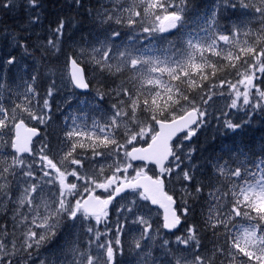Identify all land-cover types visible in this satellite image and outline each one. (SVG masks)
<instances>
[{
    "label": "snow or ice",
    "instance_id": "obj_1",
    "mask_svg": "<svg viewBox=\"0 0 264 264\" xmlns=\"http://www.w3.org/2000/svg\"><path fill=\"white\" fill-rule=\"evenodd\" d=\"M69 7L83 8V0H72ZM190 7V0H127L112 10L95 14L86 10L100 25L114 23L133 31L138 25L147 34L145 39H160L166 47L121 49L114 44L121 33L113 29L103 39L65 51L71 17L61 16L45 25L42 0H0V11L15 12L18 18L11 31L7 25L0 28L5 41L11 37L0 57V209L6 213L11 204L13 221L11 230L0 224V264H29L33 254L63 228L69 235L80 228L88 240L83 249L73 241L71 259L65 257L59 264H121V237L129 219L139 226L133 241L139 264H158L152 255L157 240L167 258L164 264H264V149L257 154L248 148L225 147L198 165L193 146V137L208 124L205 105L225 94L213 90L216 84H208L205 91V82L225 68L233 69L237 78L234 82L221 79L218 86L223 89L226 84L230 89L233 98L228 107L244 112L235 121L222 120L225 134L242 130L256 110L264 112V89L256 83L264 77V0L252 7L259 27L253 30L241 22L232 26L230 35L219 30L220 6L199 16L189 30ZM174 31L180 46L163 35ZM16 52L21 53L19 58ZM37 53L44 61L63 57L66 87L89 89L87 65L91 64L112 76L130 71L131 88L121 81L110 90L115 102L104 124L94 121L89 129L77 123L78 117H69L72 127L57 145L50 146L30 123L45 125L51 120L52 98L60 89L52 80L43 96L38 91V69L22 63L29 56L37 60ZM206 53L218 59L214 62ZM48 71L55 75V68ZM13 73H18L23 91H13L9 83V79L15 82ZM197 89L202 93L200 103L191 96ZM5 93L11 106H5ZM98 95L102 100L104 93ZM36 137L40 139L34 144ZM85 155L90 161L99 157L111 163L85 168ZM137 161L139 166L134 165ZM149 165L155 167V175L149 174ZM169 180L182 185L178 196L168 189ZM201 200L204 228L214 236L223 233L224 245L203 249L201 229L188 223ZM153 205L163 209L162 222L155 228ZM113 212L116 220L109 229ZM237 218L245 222L239 228ZM102 223L104 232L97 227ZM181 224H186L185 234L176 235L175 244L182 247L173 251L161 232L175 235Z\"/></svg>",
    "mask_w": 264,
    "mask_h": 264
},
{
    "label": "trees",
    "instance_id": "obj_2",
    "mask_svg": "<svg viewBox=\"0 0 264 264\" xmlns=\"http://www.w3.org/2000/svg\"><path fill=\"white\" fill-rule=\"evenodd\" d=\"M66 1L69 2L71 1L69 4L72 3V0H42V4H43L42 12L44 16L45 25H48L49 22H55V20L61 16L65 18L71 17V24L66 27V36H65V45H64L65 51H75L79 47V45L83 44L85 41L89 43H94L97 37L103 39V35L105 33L111 32L106 30L109 29L111 25H100L94 19V15H89L86 10H90L93 14H95L99 11L103 12L105 9L112 10V7L115 8L120 4L109 5V4H113L110 2V0H85V1L83 0L84 7L80 9H76L73 7H69V4L67 6ZM119 1L127 2V0H119ZM242 3L243 0H190L191 7L186 12V19L188 20L189 25L192 28H194L195 23L199 16H203L204 13H206L207 11H211L214 7L220 6V11L218 13V22L220 25V29H222L224 33L230 34L231 32L229 30L232 28V26L235 24H239L241 22L249 24L253 30H256L259 27V20L257 14L254 13L252 10L253 5L248 4L249 7L244 8L241 7ZM54 4H59V6L56 7ZM230 4H235L236 7L232 8L227 6ZM14 13L15 12L0 11V22H2L0 23V28L7 25L8 31H11L12 28L16 26L18 18H17V14ZM19 20L22 21L23 18L20 17ZM115 28H116L115 30L120 31L121 35L123 34V31L120 29L121 25H118ZM38 29L40 31L39 33L43 35L42 30L40 28ZM164 36H167L168 39L175 40L177 46H180V42H179L180 40L178 38L177 33L173 32L169 35H164ZM82 37L83 39H81ZM143 41H146V39ZM154 42H156V45L160 47H166V44L160 39H155ZM36 55H37V60L34 61L32 57L31 58L25 57L22 63L28 66L35 65V67L38 69L39 76L37 80V89L43 96V94L51 84L52 80H55L57 85L58 76L61 75L62 69H64L63 72L65 71L64 61H63V57H61L59 61H57L53 57H50L46 61L39 60L38 59L39 54L37 53ZM206 55H208L214 62L218 59L217 57L212 56L211 53H207ZM19 57L20 56H18V58ZM49 68H55L56 70L55 75L49 73L48 71ZM13 75L16 77L15 82L12 79V83H10L13 91H17L18 89L23 91V85L19 84L18 73H13ZM131 75L132 73L130 71H125L119 76H112L109 75L107 72L100 71L95 67V74L93 78H90V83L92 85L93 83L98 84L100 87L96 89L99 91L101 90L102 93H106L107 91L106 89L102 88L103 86L115 85V84L118 85L121 83V81H123L126 84V86L131 88L129 86L131 85L129 79ZM236 78L237 77L235 76L233 69L225 68L224 71L218 72L215 78L205 82L206 85L205 91H207L208 84H216L217 87L213 90L217 92V89L219 88L218 86L219 81L221 79H227L234 82ZM199 94L202 93L200 92V89H197L191 93V96L195 97L198 101H200L198 96ZM8 96L9 94L7 96H4L5 106H11L9 99H7ZM220 96L222 95H219V97L218 95L214 96L213 99L209 101L207 105H205V107L208 108V112H209L208 124L201 129V131L197 134L196 137H193V142H194L193 146L198 148L196 153V162L198 165H203L207 160L211 159L214 156L219 155L221 153V149L225 147L236 146L240 148L241 147L248 148V149H252L257 154L261 153L262 149H264V112H261L260 110H256L255 114L252 115L251 120L245 125V127L242 130H240L238 133L235 134L231 132L225 134L222 128V120L225 118H231L235 121L237 119L244 117V112L243 111L238 112L235 109H230L228 107L229 105L223 102L222 97L220 98ZM76 97L77 98L73 100H65L67 97L61 96L58 91L54 93L52 98L53 107H52V112L50 114L51 120L47 123L48 128L44 130V132L46 131L52 132L53 128L60 125V129L62 130V133L60 135H62L65 131L64 124L66 123V121L69 122L70 120L68 119L69 117L72 116L81 117L83 115V110L88 105V102L86 103L82 102L80 100V97L78 96ZM58 98H61L63 102L62 103L58 102ZM12 99L19 102V100L15 99L14 97H12ZM69 102L70 104H68ZM84 103L86 105H83ZM91 103L96 107L101 106V103L99 104L95 102L94 103L91 102ZM56 105L58 106V108ZM223 113H227V117L222 115ZM54 136H57V134L54 133ZM55 139L56 140L53 142V144H51L52 146L56 145L57 141L59 142L61 138L57 137ZM89 163L90 160L87 158V155H85V165L88 166ZM148 169L149 172H153L152 168H148ZM204 170L208 171V169H204ZM173 175H175V173ZM167 186L168 189H174L177 196L180 194V189L182 187L180 183L174 180H169L167 181ZM202 206H203V200L197 202L194 206L195 214L190 215L188 220V223H194L201 229L202 248L211 249L213 248L214 245H224L226 237L223 233H219L214 236L210 230L204 228L203 220L201 216V212L203 210ZM112 214H113L111 218L112 221L107 226L109 229L112 228L116 220V214L114 212ZM156 221L161 222V218L159 215L155 217L154 223ZM128 222L126 224H128ZM244 223L245 222L243 220L237 218L236 221L237 228H239ZM0 224L8 225L9 229L11 230L13 225L12 218L6 216L5 214L1 215L0 212ZM185 227L186 224H183L182 227L175 233V235L166 234L164 233V231L161 232L163 234V237L167 238L171 242L169 244V247L170 248L172 247L173 251H175V249L179 246L178 245L176 246V244L171 239L176 235H184L185 233L183 229ZM98 228L101 232H104L106 229L103 226H98ZM232 230L235 231L236 229H232ZM19 234H20V230H17L16 236L18 238L17 240L18 243L20 238ZM103 238L104 237H101V239ZM87 240H88V235L82 229L77 228L73 231L71 235H69L67 229L63 228L57 233L56 237L51 242L47 243L46 246L41 247L38 253L33 254L32 260L29 262V264H40L41 259L45 261V264H54V262L55 264H59V262L63 260L65 257L67 259H70L71 257L70 248L73 241L78 242L81 249H83ZM133 241H134L133 238L130 237L128 238V246L127 248L126 247L124 248L123 255L118 258L121 261V264H130L133 255L137 254L138 250L134 248ZM124 242L125 241H123V243ZM159 243H160L159 241H156V243L153 245V249H152L153 256L159 250H161L164 253V250L159 247ZM163 253H162V258L164 262L167 258L164 257ZM130 256L132 257L130 258ZM220 259H223V257H221Z\"/></svg>",
    "mask_w": 264,
    "mask_h": 264
},
{
    "label": "rangeland",
    "instance_id": "obj_3",
    "mask_svg": "<svg viewBox=\"0 0 264 264\" xmlns=\"http://www.w3.org/2000/svg\"><path fill=\"white\" fill-rule=\"evenodd\" d=\"M110 2L113 3V4H109V5H117V4H120L121 5V4H125L126 3V1H119V0H110ZM175 2L176 3H179L178 0H175ZM243 3L244 4H252V5H255V4H258L259 3V0H243ZM54 5L56 7L59 6V4H54ZM112 9H114V8L112 7ZM207 12H210V11H207ZM257 16H258V14H257ZM257 16H255V17H257ZM110 25H111V27L109 29H106V30L112 31L113 29H116L115 27L118 26V25H116L114 23L113 24H110ZM120 29L123 31V34L120 36V38H118V39H116L114 41V44L117 47L121 48V49L124 46H135V47H138V48H140V47H149V48L156 47V48H160V46L156 45V42H154L155 39H151V42H149V40L143 41V40H145V39H143V37H145L147 34L140 32L138 25L136 26V30L135 31H133L132 28H129V27L123 26V25H121V28ZM191 29H192V27L189 25V30H191ZM219 30L220 31H223L222 29H219ZM36 31L37 32H40L38 28L36 29ZM137 33H140V35H139V37H137V42L136 43H133V42H135V39L133 37L136 36ZM224 34H226V33H224ZM158 35H160V34H158ZM33 39H35V37H33ZM240 39L243 40L244 37L241 36ZM10 40H11V37L8 38V41H5L4 40V37L2 35H0V57L4 55L3 49L5 48V44L6 43H10ZM220 45L222 47H227V46L223 45V42L222 41L220 42ZM11 50L13 51V49H8V51H11ZM16 54H18L17 56H20L21 55L20 52H17ZM28 58H31V56H29ZM63 70L64 69H62V71H61V75L58 76L57 87L60 89L58 92H59V94L61 96L67 97L65 100H73L76 97H74L71 88L70 87H66L65 84L62 82V80L65 79V71L63 72ZM87 72H88L89 78H93L94 77V74H95V66L94 65H91V64H88L87 65ZM258 76H259V74H258ZM261 80H264V77H261L260 79H258L256 81V83L262 89H264V83H261ZM9 83H12V79H9ZM93 84H94V86H97V87L99 86V85H97L95 83H93ZM129 86L131 87V85H129ZM241 90H243V89H241ZM17 91H22V90H19L18 89ZM98 91L99 90H97L96 88H94V90H93V92H92L91 95H89L88 97H85V98L80 99L82 102H88V105L83 110V115L81 117H78L79 119L77 120V123L80 124L82 127L85 126V125H87V128L90 129V128H92V125H93V122L94 121L95 122L102 121V124H103V123L106 122L108 116L111 115V111H112L111 105L113 104V102H115L114 96L113 97L111 96V101H112V103H111L109 101V94H108V92H106V93H104V97H103V99L101 101L100 97L98 98V96H99L98 95ZM219 92H224L225 93L224 95L220 96V98L222 97V101L225 102V103H227L229 105L231 103V100H232L233 97L228 94L230 92V89H228L227 85L225 84V86H224L223 89H221L219 87L217 89V93H219ZM7 95H8V93H5L4 94V96H7ZM12 97H14L15 99L19 100V98L16 97V96H12ZM218 97H219V95H218ZM92 100H94V102L97 103V104L101 103V106H99V107L94 106L91 103V102H93ZM109 102H110V104H109ZM197 102L200 103L201 101H198L197 100ZM83 105H86V104H83ZM107 114H109V115H107ZM32 123L37 124L35 121L31 122L30 124H32ZM40 126H43L45 129L48 128V125L47 124L40 125ZM64 126H65V130L68 129V128H71L72 127L71 120H69V122H66L64 124ZM62 137H63V134H62ZM129 147H131V146H129ZM4 151H7V150H4ZM2 154H3V152L0 151V155H2ZM121 155H122V153H121ZM91 162L94 163L93 166H98V164L111 163V160H107L106 161L105 159L98 157V158H96V160L90 161V163ZM135 166H139V165H135ZM87 168H90V167H87ZM129 174L130 175L132 174V170L131 169L129 170ZM15 195H16V190H15V181H14L13 182V196L15 197ZM8 208H9V210L6 213L4 212L3 209H0V212H1V214H5L6 216H8V217L11 218L12 217V211H11L12 205L9 204ZM156 216H157L156 215V211H153V213H152V220H153V227L154 228L157 226V222H158V221H156L154 223ZM111 221H112V219H111V213H110V216H109V224L111 223ZM161 222H162V220H161ZM91 223L94 224V221H92ZM98 226H103L104 228H106V226L103 223L100 224V225H98ZM67 232H68V230H67ZM138 235H139V226L138 225H135V224H132L131 223V219H129L128 224L125 225L124 235L121 237L122 243H123V241H125L123 243L124 248L125 247L127 248V246H128V238L129 237L135 239L136 237H138ZM161 235L163 236L162 233H161ZM174 238H176V236L175 237H172L171 240H173V242L175 243V239ZM157 241H159V240H157ZM179 247H182V246H179ZM162 253L163 252L161 250H159L153 256L154 258H156L158 260V264H164L163 258H162ZM70 259H71V257H70ZM130 264H139V257H138L137 254L136 255H133V258H132V261L130 262Z\"/></svg>",
    "mask_w": 264,
    "mask_h": 264
},
{
    "label": "bare ground",
    "instance_id": "obj_4",
    "mask_svg": "<svg viewBox=\"0 0 264 264\" xmlns=\"http://www.w3.org/2000/svg\"><path fill=\"white\" fill-rule=\"evenodd\" d=\"M85 1V0H84ZM71 2V1H70ZM69 1H66V5L68 6V4L70 3ZM89 2V1H88ZM86 4H88V3H86ZM100 12V11H99ZM222 12V11H221ZM98 13V12H97ZM15 14V13H14ZM221 15V14H220ZM224 15V14H223ZM222 18V17H221ZM12 51V50H11ZM18 55V54H17ZM2 57V56H1ZM90 75V74H89ZM234 78V77H233ZM231 81V80H230ZM98 85V84H97ZM117 86V84H115V85H107V86H103L102 88H104V89H106V91L108 92V94H109V92H110V90L111 89H114L115 87ZM93 87L94 88H98V87H100V86H94V84H93ZM99 92V91H98ZM100 92H101V90H100ZM95 96V95H94ZM111 96L112 95H109V101L112 103V101H111ZM199 96V95H198ZM93 97V96H92ZM113 97V96H112ZM98 98H99V96H98ZM115 98V97H114ZM100 100V99H99ZM93 101V103H94V100H92ZM98 101V100H97ZM102 101V100H101ZM58 102H60V103H62L63 102V100L61 99V98H58ZM110 102H109V104H110ZM218 102V101H217ZM114 103V102H113ZM199 103V102H198ZM68 104H70V102L68 103ZM213 104V103H212ZM215 105V104H214ZM57 106V105H56ZM57 108H58V106H57ZM228 110V109H227ZM65 113V112H64ZM108 113V112H107ZM59 115V114H58ZM107 115H109V114H107ZM216 117V116H215ZM215 124V123H214ZM215 126V125H214ZM210 127V126H209ZM54 133H56L57 134V136H54ZM62 133V130L60 129V125L59 126H57V127H55V128H53V131L52 132H48V131H46V132H44L41 136L42 137H44L47 141H49L50 142V146H52L51 144H53V142L56 140L55 138H57V137H60L61 139L63 138L62 137V135H60ZM56 143V142H55ZM59 142L57 141V144H58ZM236 143V142H235ZM263 143V142H262ZM56 144V145H57ZM237 144V143H236ZM262 146V145H261ZM204 147V146H203ZM236 147V146H235ZM242 148V147H241ZM198 149V148H197ZM210 150V149H209ZM93 162H91V163H89L88 164V166H86V168L87 167H92L93 166ZM69 234V233H68ZM20 235V234H19ZM63 236V235H62ZM64 238V237H63ZM175 239V238H174ZM177 246V245H176ZM175 247V246H174ZM172 248V247H171ZM132 257V256H131ZM130 257V258H131Z\"/></svg>",
    "mask_w": 264,
    "mask_h": 264
},
{
    "label": "water",
    "instance_id": "obj_5",
    "mask_svg": "<svg viewBox=\"0 0 264 264\" xmlns=\"http://www.w3.org/2000/svg\"><path fill=\"white\" fill-rule=\"evenodd\" d=\"M76 90L79 91V92H87L89 89H76ZM38 129H39V128H38ZM39 131H40V133H41V130H40V129H39ZM37 138H39V137L34 138V141H35ZM138 162H139V161L134 162V163H138ZM152 207L157 208V206H155V205H153ZM160 210H161L162 213H163V209H160ZM180 226H181V225H180ZM180 226H179V227H180ZM179 227H178V228H179ZM178 228H177V229H178ZM177 229H176V230H177ZM176 230H174V231H176ZM166 231H167V230H166ZM167 232H168V231H167Z\"/></svg>",
    "mask_w": 264,
    "mask_h": 264
}]
</instances>
